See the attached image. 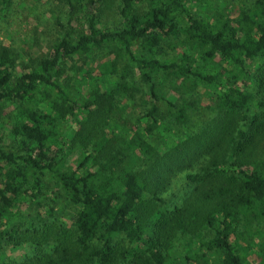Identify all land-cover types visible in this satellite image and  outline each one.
<instances>
[{
  "label": "trees",
  "instance_id": "1",
  "mask_svg": "<svg viewBox=\"0 0 264 264\" xmlns=\"http://www.w3.org/2000/svg\"><path fill=\"white\" fill-rule=\"evenodd\" d=\"M63 2L68 9L66 24L74 33L77 27L80 30L77 35L61 36L37 67L21 65L22 58L19 62L20 56L10 46L0 45V115L6 104L18 114L11 127L18 148L6 151L0 143V231L6 233L3 229L11 226L17 201L28 203L43 194L45 173L75 207L76 233L47 229L39 242L56 240L54 252L20 264H117L119 235L145 247L134 263L124 262V257L121 264H210L211 258L218 264H245L243 253L256 245L254 238L264 236V73L257 93L235 84L225 86L216 107L210 108L217 113L211 122L163 147L157 143L158 103H166L169 116L185 125L189 106L161 92L159 75H165L166 81L178 79L185 87L193 78L212 84L215 76L192 70L186 61L194 50H201L205 62L219 58L240 66L264 54V0L250 3L235 24L198 18L185 0H158L144 12L137 6L145 0H120L123 25L113 31L99 25L96 0ZM10 5L9 0H0V14H8ZM177 12L185 16L186 27L179 25ZM168 38L184 48L186 62L154 58ZM140 40L148 57L135 55ZM110 46L115 49L112 59ZM100 52L97 70L101 74H117L122 58L136 63L152 99L143 116L132 122L123 117V99L132 87L126 73L115 89L93 85L82 102L63 87L59 78L68 74L63 70L67 61L89 59ZM191 85L195 89L194 81ZM67 119L77 121L70 145L59 128ZM71 155L75 165H68ZM203 155L210 156L204 174L189 176L201 184L182 207L170 209L169 199L161 196L170 175ZM141 164L147 167L139 170ZM205 230L213 235L196 242L201 254L190 249L180 261L173 256L175 240L186 237L191 247V237L200 238Z\"/></svg>",
  "mask_w": 264,
  "mask_h": 264
},
{
  "label": "rangeland",
  "instance_id": "2",
  "mask_svg": "<svg viewBox=\"0 0 264 264\" xmlns=\"http://www.w3.org/2000/svg\"><path fill=\"white\" fill-rule=\"evenodd\" d=\"M11 5L8 14H0V45L10 46L13 52L19 56L21 65H30L37 67L39 61L48 57L53 45L64 34L77 35L66 24V13L68 9L63 0H9ZM158 0H145L137 6L140 12L147 11L150 3ZM186 7L198 18H204L209 21H229L235 24L241 18L246 7L254 0H185ZM99 25L106 31L119 30L122 28V21L119 16L120 0H96ZM15 11V12H14ZM177 18L181 27H186L185 16L177 12ZM57 17H59L57 19ZM59 21L60 23H58ZM183 37V35H181ZM75 38V36H74ZM142 40L136 43L135 55L138 58L148 57V52L141 48ZM178 42L171 38L162 41L161 46L156 49L153 56L161 61L180 64L188 61L192 70H198L203 75H213L216 77L214 83L204 81L189 80L185 87L179 83L178 79L166 81L163 74L159 75L160 90L171 101L182 104H188L187 115L188 125L180 124L175 117H170L166 103H158L160 113L159 139L157 143L160 147L174 145L181 138L193 134L197 128L217 116L212 112L211 107H216L217 97L222 94L223 88L228 84H235L240 90H249L257 93L260 74L264 73V54L248 60L243 66L235 62L222 61L219 58L215 60H203L201 50H194L189 55V60L183 61L184 48L176 46ZM114 47L108 49L109 58L115 54ZM101 52L89 59L80 60L78 57L70 59L63 65V70H67L66 76H61L60 82L65 89L77 97L81 102L86 98V92L93 88V85L102 86L103 89H115L120 77L126 73L127 80L135 87V91H128L123 99L126 108L123 117L132 122L138 117L143 116L152 106V99L149 98L148 83L143 80L136 63L132 60L120 59L118 61L117 74H101L97 70L100 63ZM17 66L21 69L22 66ZM193 81L196 83L195 89H191ZM227 88V87H226ZM256 108V102L253 103ZM211 108V109H210ZM3 113L0 115V143L6 151L14 152L18 148L17 139L11 136V127L18 114L13 111L11 105H4ZM254 113V112H252ZM252 113L247 112L248 115ZM76 120L67 119L61 122L59 128L63 133L65 142L70 145L71 137L76 131ZM244 127V122L240 123ZM162 149V148H161ZM79 159V156L77 157ZM210 156L203 155L194 160L192 166L184 170H175L170 175L169 185L161 196L169 199L170 209L182 207L184 201L191 195L195 187L201 183L191 180L189 176L203 175V168L208 165ZM68 165H75V160L71 155L68 159ZM147 164H141L140 169H145ZM64 171L67 168H63ZM0 179H3L2 177ZM45 188L43 194L38 198H30L29 202L20 203L17 201L12 209L15 216L10 220V227L0 231V264H20L32 262L44 254H51L58 246V242L53 239L45 244L40 243L44 239L47 229L58 233L75 234L72 216L75 207L67 202L65 195L59 186L53 180L50 173L42 176ZM53 207V210L51 209ZM8 229V230H7ZM17 231V233H13ZM239 230H242L240 228ZM44 235L40 237V235ZM24 233V234H23ZM32 235V236H30ZM209 230L203 231L201 237H191L192 245L189 247L186 237H180L174 241V257L182 260L190 249L199 254L202 249H197L198 240L205 241L212 237ZM29 236V237H28ZM256 245L243 253L246 257L245 264H262L264 262V236L254 238ZM243 245L246 242L241 241ZM18 244V246H16ZM93 244H97L95 241ZM117 246V264H121L124 257L126 263H134L136 256L145 250V247L131 243L124 235L115 238ZM210 254V253H209ZM210 264H218V260L211 258Z\"/></svg>",
  "mask_w": 264,
  "mask_h": 264
}]
</instances>
